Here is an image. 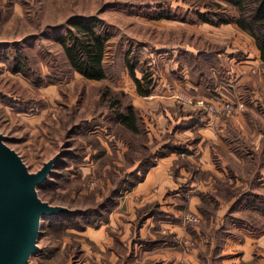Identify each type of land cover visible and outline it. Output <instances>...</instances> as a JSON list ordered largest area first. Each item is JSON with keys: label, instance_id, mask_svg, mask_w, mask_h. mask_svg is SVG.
I'll use <instances>...</instances> for the list:
<instances>
[{"label": "rangeland", "instance_id": "rangeland-1", "mask_svg": "<svg viewBox=\"0 0 264 264\" xmlns=\"http://www.w3.org/2000/svg\"><path fill=\"white\" fill-rule=\"evenodd\" d=\"M205 2L0 0V40H17L0 45V132L31 171L39 170L63 148L54 173L39 192L45 200L78 213L67 220L58 215L43 218L40 249L29 264H153L157 262L153 244L172 237L151 235L160 227L158 215L166 213H170L165 219L169 222L178 224L182 218L186 228L195 225L201 230L211 263L215 264L217 244L250 240L255 244L254 259L239 264H261L264 66L255 40L236 23L214 25L198 18L196 12L205 9ZM163 13L172 17H159ZM80 16L102 19L110 35L104 80L87 79L74 70L57 41L67 33L73 18ZM128 52L132 58H150L160 85L154 100H138L142 96L126 64ZM17 54H22L30 75L13 70ZM179 54H222L220 100L236 106V101L244 103L233 115L239 114L237 119L219 124V135L209 129L207 139L217 144L214 154L211 147L204 150L202 142L198 144L202 154L197 158L194 154L187 159L177 152L165 154L171 145L195 141L194 148L198 140L197 133L174 127L179 115L171 108L177 109L182 102L185 110L195 109L177 97L178 93L195 95L184 79L189 61L177 59ZM175 56L182 67L173 61ZM107 88L112 92L106 98ZM115 96L122 105L141 103L137 105L145 121L141 134H132L120 125L116 116L123 107L111 103ZM168 158V182L154 189L158 199L140 204L136 196L131 199L132 212L120 215L125 207L122 202L132 197L153 166ZM199 191L209 193L207 200ZM152 212L158 214L155 225L143 229L142 236L140 228L146 226ZM188 216L199 219L189 220ZM230 232L235 233L231 239ZM134 242L143 245L136 250ZM178 249L181 247L175 246L172 251Z\"/></svg>", "mask_w": 264, "mask_h": 264}, {"label": "trees", "instance_id": "trees-1", "mask_svg": "<svg viewBox=\"0 0 264 264\" xmlns=\"http://www.w3.org/2000/svg\"><path fill=\"white\" fill-rule=\"evenodd\" d=\"M204 7V10L199 8L196 12L198 18L202 21L214 25L236 23L240 29L253 37L260 53L261 63L264 66V0H206ZM163 15L172 17L171 13H163L159 17ZM103 24V20L96 16L75 17L67 33L57 37V41L65 50L71 67L87 79L104 80L107 77L105 60L110 35L103 28ZM181 57H185V60L189 61L190 78L193 79L192 82L195 85H198V88L193 90L194 96L207 98L211 102H223L220 100L221 95L219 93V87H222V70L220 71L223 68L222 54H179L177 59L182 60ZM13 64L12 68L15 72L31 74L30 70L25 69L26 64L22 54H17ZM126 64L136 84L138 94L141 96L151 95L158 84L156 83V75L150 67V58L147 60H143L142 57L138 56L132 58L130 52H128L126 54ZM231 86L233 87V84ZM111 92L110 88L105 89L104 97L110 96ZM239 102L236 101L235 103ZM111 103H119L123 107L116 117L126 131L135 135L143 132L141 126L142 124L145 125L144 116L137 105L132 102L122 105L121 100L116 96ZM182 104V102L178 103L177 109L179 110L171 108V111L177 112L181 117L176 125V128L180 131L192 128L196 124H202V117L209 114L202 108L193 107L194 110H185ZM166 152L165 154L177 152L183 156L182 159H187L189 155L195 153L193 149L184 143L171 145L170 151ZM190 166L195 172L198 171L193 163L190 162ZM141 168H143L145 174L147 172L146 168L143 166L140 167V170ZM197 193L204 201L207 200L209 193L204 191ZM186 198L188 199V197ZM113 202L118 203V198H114ZM156 213L152 212V215ZM261 213L264 214V208ZM77 214V212H73L58 216L60 219L67 220L73 219ZM189 228L194 229L195 225Z\"/></svg>", "mask_w": 264, "mask_h": 264}, {"label": "water", "instance_id": "water-1", "mask_svg": "<svg viewBox=\"0 0 264 264\" xmlns=\"http://www.w3.org/2000/svg\"><path fill=\"white\" fill-rule=\"evenodd\" d=\"M17 40H0V45ZM0 132V264H29L39 249L43 218L75 212L69 206L45 200L39 187L49 180L63 148L31 171L21 154Z\"/></svg>", "mask_w": 264, "mask_h": 264}, {"label": "crops", "instance_id": "crops-1", "mask_svg": "<svg viewBox=\"0 0 264 264\" xmlns=\"http://www.w3.org/2000/svg\"><path fill=\"white\" fill-rule=\"evenodd\" d=\"M223 56V55H222ZM247 60L249 57H246ZM230 59L233 60V57L231 56ZM175 60V63L177 65H179V62L176 60V56L173 57V61ZM237 61V60H236ZM224 65V64H223ZM185 67V66H184ZM188 68V67H185ZM223 70V68L220 69V71ZM179 78V76H178ZM184 79L186 80L187 86H192L193 88H198V85H195L192 82V78H190V74H189V70L186 71V76H184ZM160 85L157 86V88L153 91V93L149 96H142L140 98H142L141 100L138 99L139 101H144L145 100H154L157 97V94H159V88ZM221 87H219L220 90ZM158 101L160 103L159 100H155ZM136 105L141 106V103L136 102ZM161 109V108H160ZM162 113L164 111V108L162 110H160ZM169 114V112L167 113ZM239 116V114H236L235 116H228V115H204L202 117V124H196L195 126H193L192 128H189L187 130L184 131H193L194 133H197V138L196 139V146L194 148V142L190 141L191 144H187L191 149H193V151L195 152L194 155L197 157H199L200 154H202V152H200V150H205L206 147L209 150V148H212V152L213 154L215 153V150L217 148V144H212L211 140L209 141L207 139V135L209 134L208 131L209 129L211 130H215L216 135H219L220 132V123L223 122V120H235L237 119ZM180 116L179 119H176V121H174V127L176 128V125L178 124L179 120H180ZM177 129V128H176ZM178 130V129H177ZM206 130V132H205ZM180 131V130H178ZM201 131V132H200ZM182 132V131H180ZM206 133V134H204ZM208 133V134H207ZM205 135V136H204ZM202 142L201 148L198 144ZM209 142V143H208ZM171 155H174L175 152L173 153H169ZM170 156V155H167ZM171 158H168V160L166 162L165 159H163L159 164L153 166L152 169L149 170L147 176L145 177V179L139 184L138 189L135 191V195L132 194V197L126 198L123 202L122 205H124L125 207L124 209V213H120V215H128L130 214L132 211H130L129 209H131L133 207V200H131L132 198H135L137 196V202L139 201L140 204L142 203H148V202H154L156 199H158L157 197V193L154 191L157 190L156 188L160 187L162 185V183H166L168 181H165L167 179L166 176V169L167 164L170 162ZM169 169V168H168ZM189 192L191 193V195L193 194L192 191L189 190ZM139 193V194H138ZM176 195H179V192H176ZM142 198V199H140ZM196 198L193 195V199ZM197 201V199H196ZM137 204V203H136ZM135 214V213H134ZM169 214L170 213H166V214H154L153 216L148 218L147 224L146 226H142L140 228L141 231V235L143 236L144 234L142 233V230H148L145 228H149L150 226L154 227L155 225V218L158 215V224L160 225V227H157L156 233H152L151 235L153 237H156V235L154 234H165L168 235L170 237V235L172 237L170 238H163L161 241L159 242H155L153 244V249L155 251V254H153V257H155V261L153 264H214L211 263L208 254H206V248L207 246H203L202 242V234H200L201 230L197 227H195L194 229H190L189 227H185V222L183 221L182 218H179L177 220V222H179L178 224H175L173 222H169L165 219L169 218ZM175 217H178L177 214H175ZM235 231V230H233ZM230 235H228L229 239H231V235H235V233H229ZM158 236V235H157ZM192 237L195 238V240L193 239L192 242ZM264 237V236H263ZM173 238V239H172ZM197 240V241H196ZM261 241L264 242V238H261ZM132 245V244H131ZM143 245L142 242H134V247L133 249H136L138 246ZM175 246L177 247H181V250L179 251H172V248H175ZM132 247V246H131ZM234 248H238V249H234ZM215 249V250H214ZM212 249L211 251L213 252V250L215 251V256L213 258V260L215 261V264H239L243 261L245 262H250L252 261V259H254L253 256V252L255 250V244L252 243L250 240H246L245 243H239L237 245H234L233 242L228 243L226 245H221V244H217L215 246V248ZM137 250V249H136ZM242 251V254L239 255L238 253ZM263 254H261L262 258H260L258 261L261 264H264V245H263V249H262ZM263 259V260H262Z\"/></svg>", "mask_w": 264, "mask_h": 264}, {"label": "built area", "instance_id": "built-area-1", "mask_svg": "<svg viewBox=\"0 0 264 264\" xmlns=\"http://www.w3.org/2000/svg\"><path fill=\"white\" fill-rule=\"evenodd\" d=\"M177 97L184 100L186 104L195 108H202L206 110L211 115H228L233 116L237 109H241L244 106L243 102L238 103L236 106L231 101L225 102H211L204 97H196L186 93H178ZM184 103V104H185ZM189 220H198L199 218L188 216Z\"/></svg>", "mask_w": 264, "mask_h": 264}]
</instances>
